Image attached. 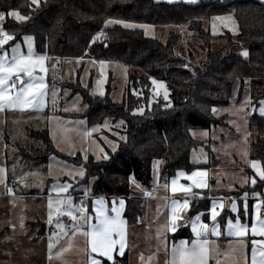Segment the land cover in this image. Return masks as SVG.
<instances>
[{"label": "trees", "instance_id": "16d2710c", "mask_svg": "<svg viewBox=\"0 0 264 264\" xmlns=\"http://www.w3.org/2000/svg\"><path fill=\"white\" fill-rule=\"evenodd\" d=\"M38 3L39 7L32 0H0V13L5 14L1 28L15 37L10 44L31 36L37 56L51 60H113L133 69L120 104L111 101L109 91L98 97L90 95L89 87L78 85L73 89V94H79L86 106V111L78 116L89 125L106 118L123 121L117 150L109 153L108 160L89 159L84 163V181L93 180L90 196L124 199V217L129 225L145 213L137 189L151 188L155 161L161 162L160 179L166 181L178 171L191 172L196 168L189 162V153L201 143L192 139L189 131L226 126L223 119L212 115V109L229 105L235 84H239L241 91L244 82L249 81L254 104L257 106L264 100V4L257 0H198L194 4L155 0H38ZM11 11L28 19L18 22L7 15ZM225 15L232 16L237 29L212 35L209 21ZM108 20L186 26L188 41L181 47L182 36L170 32L161 43L146 38L141 30L106 25ZM242 51L249 55L241 56ZM200 54L202 60L197 57ZM153 80L165 84L169 92L167 100L158 95L151 102ZM24 115L25 118L14 121L23 125L22 141H14V160L46 170L48 158L57 154L47 128L48 112L38 116L39 126L34 128L25 126V119L32 115L28 112ZM248 127L255 136L250 143L252 158L262 160L264 116L252 112ZM12 138L5 128L3 140L9 142ZM130 178L135 183H130ZM263 188L264 181H258L255 189ZM200 194V199L191 201L189 216L208 211L209 194L207 191ZM3 234L0 233V241ZM188 238L183 231L173 240ZM126 261L123 257L120 264Z\"/></svg>", "mask_w": 264, "mask_h": 264}, {"label": "rangeland", "instance_id": "374dc122", "mask_svg": "<svg viewBox=\"0 0 264 264\" xmlns=\"http://www.w3.org/2000/svg\"><path fill=\"white\" fill-rule=\"evenodd\" d=\"M219 17L220 19H226L224 20V28L228 30L237 29L232 16ZM215 18H212L209 23L219 20ZM126 23L146 25L147 27L125 28L121 24L109 25H119L129 30H141L146 38L161 43L166 41L170 32L182 36L183 43H181V47L186 45L188 41L186 26ZM1 24L2 21H0V28ZM209 27L212 35L221 34L214 33L217 30L210 25ZM10 43L11 41L5 44L3 49H0V54L7 52L10 59L13 54L12 48L19 44L20 52L27 56L28 46L25 44L24 39L15 44ZM32 46L33 54L37 56L34 51V41ZM197 57L199 60L203 59L201 54ZM101 61L105 62L103 66L100 63ZM44 68L45 71L41 72L37 67L32 73L33 78L43 77V82L46 85L45 92L47 95L45 96L44 108L41 111L29 109L23 112L6 108L0 112V169L4 170L3 173H0V208H3L5 204H8L9 208L7 212H0V231H3L4 228H11L8 233L4 232L1 238L0 264H85L88 255L86 238L79 233L72 236L71 231H67L68 235L65 236L57 228V221L63 226H65V223L63 221L64 215H58L56 212V208L59 207L56 202L70 198L71 202L76 205L78 200H75L74 193L82 192L85 194V189H90L93 183L92 179L84 181L85 175L82 178L78 174V170L84 169V163L89 159L94 161L108 160L109 153L117 150L119 139L122 137L121 133H118L123 127L120 121L114 122L106 118L99 124L89 125L86 119L79 117L78 115L86 111V106L83 105V98L79 94H73V89L78 85L82 88L89 87L90 95L98 97H103L109 91L111 101L120 104L128 85L130 73L133 71L132 68L113 60H51L49 58L45 59ZM24 80L27 81L28 77L24 76ZM156 82V84H153L152 81L151 102L158 95L165 99V91H167V98L169 95L165 84L161 81ZM161 84L163 87H160ZM237 87L240 88L239 84H236L235 87L238 96L235 94L231 100L236 101L238 99L239 104L232 106L233 109H231L228 122L225 123L224 117L217 118L213 111L212 115L218 120L223 119V124H226L223 128H227L238 135H246L249 131V128L247 129L248 117L252 115V112L261 116V101L264 100H260L256 106L254 101L251 100V87L250 94H247V96H244L243 86L239 93ZM248 96L249 101H247ZM46 111L48 112L46 121L49 137L57 154L48 158L46 170L32 164L24 166L18 160H14V141H22L20 128L23 127L22 123L14 121L25 118L24 113L28 112L32 116L25 119V126L38 127L40 121L38 116ZM229 121H232V123L229 124ZM5 128L13 135L12 140L9 142L3 140V130ZM86 133L90 134L86 135ZM189 134L192 139L201 143L191 148L189 153L190 164L194 167H203L207 161L209 163L213 161L211 144L214 145L217 142L212 141V134L215 136L212 130L192 129ZM254 138L255 136L250 131L247 137L237 138V140H233L231 134L227 133L222 141V148L225 152L235 151L237 153L238 164L246 170L251 182L255 179L257 184L261 180L257 172L251 167L250 162L258 161L260 167H264V159L252 158L253 153L250 143ZM114 147L115 151H113ZM246 152L249 153V158L246 156ZM262 154L264 156V151ZM105 156H107V159H104ZM74 159L78 160L79 163L76 164L73 161ZM228 162L230 163V161ZM232 170L236 173L235 169ZM9 178L10 183L8 184ZM64 185H70L66 192L55 190L56 187ZM12 188L14 191L9 194V190ZM244 190L236 189L234 192H223V194L239 197L241 193H244ZM147 191L150 193L148 195L150 199L144 200L143 205L146 210L140 224L130 226L131 237L134 240L131 238L127 263L169 264L171 248L182 240L173 241V237H171L169 243L160 244L159 240L155 238L158 226V223L156 225L157 217L155 214L156 198L154 197L156 195L153 194V189ZM5 192H8L7 196L12 197L14 195L13 204L5 201V198H8ZM22 192H27L24 198L19 197ZM45 196L53 201L51 210L49 207L46 208ZM258 196L263 199L264 190ZM50 211L52 213L51 223L49 222ZM65 217L70 218L67 215ZM50 239L53 241L51 252L49 250ZM192 240L188 242L190 243ZM209 241L213 251L210 253L208 264H217V262L219 264H245L247 240L209 239ZM50 255L51 259L49 258ZM141 256L144 257L143 260H141ZM149 257H152L151 261L148 260ZM114 260L116 261V259Z\"/></svg>", "mask_w": 264, "mask_h": 264}, {"label": "snow or ice", "instance_id": "6c2138e0", "mask_svg": "<svg viewBox=\"0 0 264 264\" xmlns=\"http://www.w3.org/2000/svg\"><path fill=\"white\" fill-rule=\"evenodd\" d=\"M173 2V0H169ZM185 2L194 3L195 0H185ZM33 4H36L39 7L38 0H32ZM261 3H264V0H261ZM8 16L14 17L18 22L25 21L28 17L21 16L17 11H11L7 13ZM5 14L0 13V21L4 19ZM215 19H220L219 17ZM108 24H121L125 28H134V27H147L146 25H134L129 24L121 20H108ZM103 33H101L102 35ZM15 37L3 31L0 28V49H3V46L9 41L13 40ZM25 44L28 46L27 56L23 55L20 52V45L16 44L12 48V56L9 59L7 52L0 54V112L4 111L6 108L9 110H19L21 112L25 110H36L41 111L45 105V92L46 85L43 82V77L33 78V71L38 67L41 72L45 71L44 61L45 56H34L33 54V37L24 36L23 37ZM95 40V38H94ZM241 56L247 57L249 53L247 51H242ZM101 65L105 63L104 61L100 62ZM24 76L28 77V80H24ZM157 82L153 80V84ZM160 87H163L161 84ZM102 94V93H101ZM165 99H167V91H165ZM171 105L169 104V107ZM142 113V110H140ZM213 113L217 110L212 109ZM260 115L264 116V101H261ZM107 123V122H106ZM123 124V121L120 122ZM119 126V125H117ZM90 133H86L89 135ZM115 151V147L113 148ZM107 159V156L104 157ZM161 163L160 161H155L153 164L154 170V179L157 180L158 185V168L157 165ZM251 167L257 172L261 181H264V167H260L258 161H252ZM3 169H0V173H3ZM78 174L83 178L85 171L83 168L78 170ZM206 173L203 172H193L191 175H187L183 172H178L176 178L172 179L171 185L167 183L164 187L175 196L177 192H182L185 194V198L181 202L178 199H172L171 203L167 205L169 211L167 214V224L165 225L166 231L175 232L178 227L187 226L188 221H184V224H178L177 221L183 219L182 213L186 212L189 208L190 199L187 194L192 193V188H204L207 187L206 182L203 180V177ZM183 177L191 181V185H181L178 184V180ZM130 183H135V181L130 178ZM256 180H252L254 185ZM70 185H64L56 187L57 192H66ZM137 188L141 186L136 184ZM90 189H85V196L88 195ZM145 191V195H150V193ZM11 194V190H9ZM195 196V193H192ZM59 207L56 208L58 215H67L73 221L72 224V236H75L77 233L83 235L86 238L87 250L95 254L88 256V264H101V260L97 257H103L104 260L110 262V264H116V261L113 257V252H117L118 255L123 256L126 247V221H124L120 216V210L124 207V200L120 199L119 208L116 206V201L113 200L111 212L112 215H109L106 201L103 198H95L92 202V211L95 212V220L93 222V217L87 214V209L84 206V202L81 201L79 206L74 205L71 202V199L67 200H58L56 202ZM53 207V201L49 200V209ZM222 208V204H217L213 202L211 209V219L216 220L218 212L216 208ZM247 205H245V210ZM232 210L236 211V204L233 202ZM79 213V215H77ZM245 214L246 211H245ZM202 215V214H201ZM201 215H197L191 220V230L194 236V239L189 243L188 241H180L178 244H174L171 248V256L169 264H208L209 256L213 249L210 246V241L207 238L209 231H211L212 236H218L220 234L219 225L214 224V226L209 230V226L204 224L201 220ZM49 222H52V213L49 212ZM23 226V225H21ZM57 228L67 236L68 232L58 221L56 224ZM249 228L247 225L242 224L240 219L237 218L235 223L231 220L228 221L227 225V235L235 236L238 238H243L247 235ZM251 234L252 236H261L264 237V219L253 220L251 225ZM160 239V233L157 236ZM166 247V244H165ZM53 248V241H49V250L51 252ZM51 259V255L49 256ZM144 257L141 256V260ZM152 257H149L148 260L151 261ZM219 264V262H217ZM245 264H247V256L245 255ZM251 264H264V240L252 241V250H251Z\"/></svg>", "mask_w": 264, "mask_h": 264}, {"label": "crops", "instance_id": "0c3cea01", "mask_svg": "<svg viewBox=\"0 0 264 264\" xmlns=\"http://www.w3.org/2000/svg\"><path fill=\"white\" fill-rule=\"evenodd\" d=\"M157 2H167L170 3L169 0H155ZM198 0H195L194 3H196ZM258 2L261 3V0H257ZM176 2H183V3H187V4H194V3H189V2H185V0H173V2L171 3H176ZM264 4V3H263ZM220 18V17H219ZM226 19H219L216 20V22L212 21L209 25L214 27L217 31L214 33H223L224 31L228 30L227 28H224V23ZM215 23V26H214ZM248 82V83H247ZM236 84L233 87V91H232V95L231 98L233 96H235V94L238 96L237 91H236ZM238 89V93H239V88ZM243 91H245L244 96L247 94H250V86H249V81H245L243 84ZM242 91V93H243ZM230 98V103L228 106L225 107H218L215 108L217 111L214 113V115L217 118L220 117H224L225 118V123L228 122L229 117H230V112L232 106H236L237 104H239V100L237 99L236 101H232ZM247 99V97H246ZM247 101H249V96ZM249 119V117H248ZM232 121H229V124H231ZM248 123V120H247ZM248 125H247V129H248ZM210 130H212V133H214L215 136H213L212 134V141H216L217 144L212 145L211 144V152H212V156H213V161H211L209 163V161L206 162V164L203 167H196L194 170H192L191 172H185V171H178V172H183L186 173L187 175H191L193 172H203L206 173V175L203 177V180L206 182L207 187L204 188H196L193 187L192 188V193H195V196L192 195V193L187 194L189 199H190V204L191 201L194 199H200L202 196L200 194L201 191H207L208 192V200H209V209L207 212H199L198 214L194 215V216H189L188 212L190 209V204H189V208L186 212L182 213L183 219L180 221H177L178 224H184V221H188V225L187 226H181L178 227L176 229L175 232H168L166 231L165 225L167 224V214H168V207L167 205L171 203L172 199H178L181 202L183 201V199L185 198V194L182 192H177L175 194V196H173V194L170 192V190L166 189L164 187V185L167 183L169 186L171 185V181L172 179L176 178V175L171 178L170 180L166 181V180H161L160 179V167H161V163H159L157 165L158 168V185L157 186V180L154 179V170H153V166H152V182H151V188L153 189L154 193L156 195V202H155V214H156V225L158 223L157 226V230H156V236L155 238H157L158 233H160V239L159 243L163 244L165 242L169 243L170 238L174 237L177 233L179 232H187L189 235L188 239H181V240H186V241H190L192 239H194L192 230H191V220L192 218L196 217L197 215H201V220L204 224H207L209 226V230L214 226V224H218L219 225V230H220V234L218 236H212L211 235V231H209L208 233V239H223V240H247V257L249 260L248 264H251V250H252V241L253 240H257V241H261L264 240V237L261 236H252L251 234V225L253 220H259L262 219V217H264V198L260 199V197L258 196V194H262L261 190L260 192H258L255 189V185L256 183L253 185L251 180L249 179L248 174L246 173V170L243 169V167L238 164L239 162H237V153L235 151H231V152H225L222 148V141L224 139V137L226 136L227 133H230L233 140H237L241 139V138H245L249 135V131L247 132L246 135L243 134H235L232 131H229L227 128H223V127H212ZM249 130V129H248ZM216 132V133H215ZM249 141V140H248ZM221 144V145H220ZM249 145V142H248ZM214 150V152H213ZM248 152H246V156L249 158L248 156ZM230 161V163L228 162ZM234 163V164H233ZM154 164V163H153ZM232 169L236 170V173L233 172ZM191 181L184 179L183 177H181L178 180V184L181 185H191ZM133 186H136L135 184H132ZM236 189H245L244 193L240 194L239 197L238 196H230L228 194H223V192L225 193H231L234 192ZM145 190V189H144ZM144 190L142 189H137V197L143 199V203L145 202L144 200L146 199H150V196H144L143 192ZM11 191H14V189L12 188ZM247 192V193H246ZM8 192H5V195L7 196ZM246 193V196L244 195ZM27 194V192H22V194L19 196L20 198H24L25 195ZM75 195V200L77 201L76 206H79V201H83L84 202V206L87 209V214L93 217V222L95 220V212L92 211V202L95 198H103L106 201L107 204V208H108V213L109 215H112L111 212V208H112V202L113 200L116 201V206L117 208H119V201L121 198H113V197H103V196H90V191L88 192V195L85 196L84 193H74ZM8 198H5V201H8L10 204L14 203V195L12 197L7 196ZM124 200V199H123ZM216 202L218 205L222 204L223 207H217L216 211L218 212V215L216 217V220L213 221L211 219V209L213 206V202ZM233 202H235L236 204V211L234 212L232 210V204ZM45 204H46V208L49 207V198L47 196H45ZM245 205H247V209L245 210ZM125 208H126V201L124 200V207L122 210H120V216L121 218L126 221V247H125V252L123 256H120L117 254V252H113V257L114 259H116V264H120V259H122L123 257H126V259H128V250L131 244V238L134 240L133 237H131V228L130 226H135L140 224L141 218H139L137 221H135L133 224L129 225L126 218L124 217V212H125ZM9 210L8 208V204H5L3 206V208H0V212H7ZM146 210V209H145ZM245 211L247 214H245ZM77 215H79V213H77ZM237 218L240 219V222L242 224H245L248 226L249 231L247 233V235L243 238H238L235 236H228L227 235V225H228V221L231 220L233 223H235V221L237 220ZM63 221L65 223L64 228L67 231H71L72 232V224L73 221L70 218L65 217V215L63 216ZM9 229L11 228H4L3 231H0V233L2 232H9ZM50 233V232H49ZM2 240V239H1ZM180 240V239H179ZM176 241V240H173ZM1 243V241H0ZM2 244V243H1ZM93 255L95 256V254H92L88 251V255L86 256V262L85 264H88V256L89 255ZM98 259L101 260V264H104V258L103 257H97ZM155 261V260H154ZM108 262V261H106ZM110 263V262H108ZM126 264L127 261H126Z\"/></svg>", "mask_w": 264, "mask_h": 264}, {"label": "built area", "instance_id": "2783aa9c", "mask_svg": "<svg viewBox=\"0 0 264 264\" xmlns=\"http://www.w3.org/2000/svg\"><path fill=\"white\" fill-rule=\"evenodd\" d=\"M147 192H148V191H147ZM143 195H144V196H147V195H145V191L143 192ZM79 204H81V200L79 201Z\"/></svg>", "mask_w": 264, "mask_h": 264}]
</instances>
